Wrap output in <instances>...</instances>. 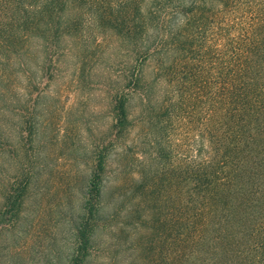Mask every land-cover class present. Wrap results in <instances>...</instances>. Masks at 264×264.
<instances>
[{"label":"rangeland","instance_id":"obj_1","mask_svg":"<svg viewBox=\"0 0 264 264\" xmlns=\"http://www.w3.org/2000/svg\"><path fill=\"white\" fill-rule=\"evenodd\" d=\"M75 16L73 10L65 14ZM93 31L74 27L47 53L34 40L30 57L19 52L15 63L4 51L0 57L6 68L0 70L6 72L0 77V264H69L99 155L103 219L86 264L176 259L177 206L185 219L193 143L212 119L208 103L198 102L190 115L191 103L179 108L173 92L165 95L156 57L139 61L133 41ZM131 75L142 79L139 87L129 85ZM119 95L127 99L128 114L121 136L113 109ZM22 166L29 174L23 201L7 205Z\"/></svg>","mask_w":264,"mask_h":264},{"label":"trees","instance_id":"obj_2","mask_svg":"<svg viewBox=\"0 0 264 264\" xmlns=\"http://www.w3.org/2000/svg\"><path fill=\"white\" fill-rule=\"evenodd\" d=\"M69 10L77 12L71 20ZM74 27L133 41L139 61L156 57L165 95L173 92L179 108L191 103L190 115L198 102L208 103L212 119L193 143L185 219L177 206L181 232L172 264H264V0H0V57L4 51L15 63L23 52L28 59L37 39L47 53ZM0 70H6L1 63ZM129 79L135 88L142 83ZM126 103L123 95L114 99L118 136L126 129ZM98 157L69 264H86L103 219ZM16 171L7 205L23 201L27 189L29 174Z\"/></svg>","mask_w":264,"mask_h":264}]
</instances>
